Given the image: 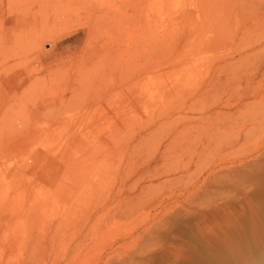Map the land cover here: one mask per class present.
<instances>
[{"label": "rangeland", "instance_id": "obj_1", "mask_svg": "<svg viewBox=\"0 0 264 264\" xmlns=\"http://www.w3.org/2000/svg\"><path fill=\"white\" fill-rule=\"evenodd\" d=\"M0 264H264V0H0Z\"/></svg>", "mask_w": 264, "mask_h": 264}, {"label": "bare ground", "instance_id": "obj_2", "mask_svg": "<svg viewBox=\"0 0 264 264\" xmlns=\"http://www.w3.org/2000/svg\"><path fill=\"white\" fill-rule=\"evenodd\" d=\"M250 191V190H249ZM252 192V191H251ZM259 210V209H258ZM237 226V225H236Z\"/></svg>", "mask_w": 264, "mask_h": 264}]
</instances>
